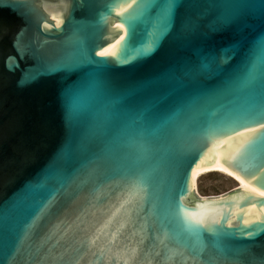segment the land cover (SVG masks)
I'll return each mask as SVG.
<instances>
[{
	"label": "water",
	"instance_id": "1",
	"mask_svg": "<svg viewBox=\"0 0 264 264\" xmlns=\"http://www.w3.org/2000/svg\"><path fill=\"white\" fill-rule=\"evenodd\" d=\"M262 110L264 0H0V264H264Z\"/></svg>",
	"mask_w": 264,
	"mask_h": 264
},
{
	"label": "rangeland",
	"instance_id": "2",
	"mask_svg": "<svg viewBox=\"0 0 264 264\" xmlns=\"http://www.w3.org/2000/svg\"><path fill=\"white\" fill-rule=\"evenodd\" d=\"M239 186V181L231 174L220 170H206L197 177L193 196L196 198L218 196Z\"/></svg>",
	"mask_w": 264,
	"mask_h": 264
},
{
	"label": "bare ground",
	"instance_id": "3",
	"mask_svg": "<svg viewBox=\"0 0 264 264\" xmlns=\"http://www.w3.org/2000/svg\"><path fill=\"white\" fill-rule=\"evenodd\" d=\"M206 170H218V171L220 170V171H223L225 173L231 174L234 177H236L237 180L239 181V183H240L239 187H243V188H245L247 190H252V191L260 193V191L257 188H255L254 186H252L251 184L246 182L244 179H242L240 176H238L232 170H230L229 168H226L224 166L218 165V164L202 165V166H199V167L194 169V171H193V186H194V189H195V186H196L197 177L202 172H205Z\"/></svg>",
	"mask_w": 264,
	"mask_h": 264
},
{
	"label": "snow or ice",
	"instance_id": "4",
	"mask_svg": "<svg viewBox=\"0 0 264 264\" xmlns=\"http://www.w3.org/2000/svg\"><path fill=\"white\" fill-rule=\"evenodd\" d=\"M254 120H257V122H258V120L259 119H264V110H262L261 112H259V113H255V114H253V117H252ZM262 139H264V137H262ZM250 235H251V233H249Z\"/></svg>",
	"mask_w": 264,
	"mask_h": 264
}]
</instances>
